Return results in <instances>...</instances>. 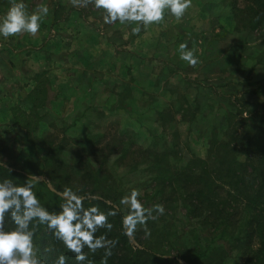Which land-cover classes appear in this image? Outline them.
Returning <instances> with one entry per match:
<instances>
[{
	"label": "rangeland",
	"instance_id": "1",
	"mask_svg": "<svg viewBox=\"0 0 264 264\" xmlns=\"http://www.w3.org/2000/svg\"><path fill=\"white\" fill-rule=\"evenodd\" d=\"M22 2L29 14L41 3L49 14L35 37L0 36V164L27 176L44 170L40 181L51 190V176L58 182L89 167L92 176L106 180L108 201L114 198L122 210L119 201L132 188L140 190L145 208L164 206L165 214L152 226L150 247L169 258L190 248L180 191L166 201L178 186L153 197L152 189L161 184L148 177L161 169L177 174L183 164L193 165L194 156L205 159L211 124H221L232 106L258 103L254 91L264 81V59L255 64L254 58L264 55V35L235 32L229 9L218 0H192L179 21L166 11L162 23L139 35L131 32L135 25L104 24L93 5ZM9 7L10 0H0V19ZM181 43L195 48V67L179 58ZM37 73L49 80L48 101L39 111L44 120L38 129L26 133L10 125V109L29 111L26 96ZM123 149L134 160H122ZM166 149L176 158L166 156ZM218 157H209L207 167L214 168Z\"/></svg>",
	"mask_w": 264,
	"mask_h": 264
},
{
	"label": "trees",
	"instance_id": "2",
	"mask_svg": "<svg viewBox=\"0 0 264 264\" xmlns=\"http://www.w3.org/2000/svg\"><path fill=\"white\" fill-rule=\"evenodd\" d=\"M218 1L229 9L235 32L243 35H264V0ZM60 12H64V9ZM261 40L264 42V38ZM255 54V64L261 63L264 55L260 57ZM33 81L34 86L26 96L29 111L26 112L17 106L10 109V125L26 133L38 129L44 120V115L39 111L46 107L48 100L49 80L45 73L35 74ZM254 94L259 100L252 108L246 104L232 106L225 112L221 124L217 121L211 124L209 134L206 135L209 142L205 159L194 156L193 165L183 164L180 170L177 169V174L161 169L148 177V180L161 184L159 187L154 186L155 190L152 189L153 197L163 196L165 189L178 186V189L174 187L169 190L170 196L166 201L170 203L172 195L180 191L177 199L183 210L182 217L187 228L185 233L191 239L192 246L180 250V253L172 258L166 257L150 247L148 238L145 242L141 239L140 236L144 235L142 226L139 232L133 235L134 241L137 242L135 245L131 238L123 234L121 221L127 210L121 209L115 217H109V222L113 224L110 232L100 229L96 233L97 236L106 235L109 239L118 240L108 264H264V81L255 89ZM95 136L88 138L93 139ZM218 149L221 152H218ZM166 150V156L176 158L175 153L174 155L169 152L170 149ZM122 151V160L126 157L134 160L135 156H132L130 151ZM212 155L219 156L218 161L214 168H208L207 161ZM77 156L81 157L80 151ZM45 163L48 161L45 160ZM47 167L49 166L41 168L48 169ZM60 167L65 170L64 165ZM8 169L12 171L9 172ZM197 169L200 171L198 174ZM25 173L15 167H0V180L10 179L20 184L28 177ZM93 173L88 167L82 175L66 173L65 179L58 182L51 176L49 183L53 190L43 180L35 184L33 191L49 211L59 210L63 201L57 193L65 187L74 191L80 190V195L97 194L101 197L99 200L86 199L85 208L97 206L102 211H110V205L105 203L111 194L105 184L106 180L99 181L100 177L92 176ZM38 176H45L44 170L39 172ZM165 180H168L167 186ZM69 183L76 185L71 186ZM145 188L148 189L149 185ZM111 202V205L116 204L114 198ZM155 222L156 220L148 221L147 227L150 231ZM12 227V223L6 221V228L10 230ZM34 243L40 249V258L46 264H51L52 259L59 254L67 257V264H75L73 255L53 239L45 226L41 225L35 230ZM48 245L53 246L56 252L45 254L43 249ZM84 251L92 264H101L103 250H98L95 254L87 248Z\"/></svg>",
	"mask_w": 264,
	"mask_h": 264
},
{
	"label": "clouds",
	"instance_id": "3",
	"mask_svg": "<svg viewBox=\"0 0 264 264\" xmlns=\"http://www.w3.org/2000/svg\"><path fill=\"white\" fill-rule=\"evenodd\" d=\"M71 4L74 7L93 5L103 13L104 24L114 25L118 22L121 25H135L131 32L139 35L149 26L162 23L166 11L177 21L181 20L192 6V0H71ZM48 14L49 7L46 4H38L29 14L22 0H10L8 11L0 19V36L4 39L25 34L35 37L42 20ZM179 58L191 67L199 63L195 48L189 49L187 43L179 45ZM0 167L7 168V164H0ZM39 182L40 177L35 174L28 175L20 184L10 179L0 180V264H46L40 258V249L34 243L35 230L41 225L73 255L75 264H92L85 254V248L93 254L103 250L101 264H108L118 240L109 239L106 235L97 236L96 233L100 229L110 232L113 224L109 222V217H115L121 212V208L111 205L109 201H105L111 207L107 212L97 206L85 208L86 199L99 200L101 197L80 195V190L65 187L57 193L63 201L59 210L49 211L33 191L35 184ZM140 196V190L132 188L120 199L119 205L127 210L121 223L124 235L131 238L137 226H142L147 239L151 237L148 221L164 215L165 208L161 204L145 208ZM6 221L13 225L10 230L6 228ZM43 251L51 255L56 249L48 245ZM51 264H67V257L59 254L52 259Z\"/></svg>",
	"mask_w": 264,
	"mask_h": 264
},
{
	"label": "crops",
	"instance_id": "4",
	"mask_svg": "<svg viewBox=\"0 0 264 264\" xmlns=\"http://www.w3.org/2000/svg\"><path fill=\"white\" fill-rule=\"evenodd\" d=\"M38 59H40V57H39ZM47 101H48V100H47Z\"/></svg>",
	"mask_w": 264,
	"mask_h": 264
}]
</instances>
